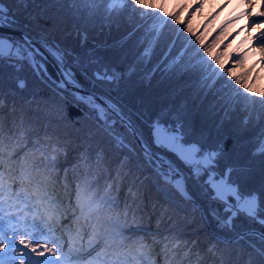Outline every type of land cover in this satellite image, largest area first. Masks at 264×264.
<instances>
[{"label": "trees", "instance_id": "trees-1", "mask_svg": "<svg viewBox=\"0 0 264 264\" xmlns=\"http://www.w3.org/2000/svg\"><path fill=\"white\" fill-rule=\"evenodd\" d=\"M110 2L28 0L27 3H15L9 0L5 7L15 14L18 21L16 27H22L35 36L44 35L50 41H57V44L74 50L86 61L88 53L93 52L100 60V65L85 63L83 68L88 69V75L105 63L114 67L121 76L117 83H97L83 76L79 78L83 85L110 97L125 111L130 110L136 126L149 143L150 120L162 108L180 103L185 97L192 104L194 94L196 103L203 98V103L194 115L195 126L198 131L203 130L206 145L222 150L220 169L231 165L236 169L233 178L238 179L244 188L264 189V156L256 152L259 143L264 141V104L241 98L233 100L230 93L223 99L220 92L216 93L215 98L212 93L205 97L199 89V74L181 72L175 66L167 72L152 73L151 68L162 55L159 49L152 64H137L140 41L150 39L147 26L154 21L148 20L146 25L139 11H133L134 6L127 10L117 9L109 14ZM173 4H176V0ZM221 7L208 12V17H202L198 26L205 27L207 21L211 35L225 28L230 20ZM202 10L209 11L206 3L200 8ZM236 25L235 22L226 27V33H234ZM77 30L80 35H77ZM133 31L135 34L128 38ZM85 34L88 40L82 45L81 39ZM229 40L231 46L228 51L232 57L243 52V45L233 46L232 38L229 37ZM220 50H225L223 45ZM257 61L258 58L248 56L245 63L239 65L237 74H248L249 81L259 89L264 86V70L256 68ZM49 70L55 75L56 70L50 64ZM19 79L25 81L24 89L16 87ZM0 81L4 83L6 93L10 92L3 109H0V130L15 133V139L20 141L16 146V159L21 163H29L33 174L43 180L55 199L62 202L63 209L67 210L62 223L73 228V236L76 235V224L72 223L71 218L74 214H80L76 201L77 185L87 180L97 199L110 201L98 215L108 223L119 224L122 235L116 237L115 241L96 239L89 247L87 241L92 229L82 218L80 226L87 235L83 241L77 240V245L83 244L81 251L90 248H95V251L82 259L81 264H89L90 261L91 264H101V261L93 259L97 253L110 251L113 243L131 244L132 240L140 237L151 245L148 264H221L222 257L227 258L230 264H264L257 234L249 241L236 243V240L227 241L210 232L197 205L185 199L172 184L166 183L158 175V170L145 159L132 132L119 122L115 125V131L120 134L123 144L98 124L95 114L85 104L77 103L73 94L57 92L50 82L41 79L32 70L28 62L20 61L19 58L13 62L5 58L0 63ZM180 88H183V92L176 94L174 90ZM251 100L258 101L259 98L252 96ZM13 106L14 111L10 110ZM225 110L228 112L227 118ZM246 111L249 113L244 116ZM14 123L15 128L12 127ZM48 143L59 144V150L52 152ZM152 147L161 151L155 145ZM85 149L90 150L87 162L81 159ZM44 150L49 154L47 159L42 155ZM98 150H102V158L97 157ZM168 156L189 177L188 189L202 203L207 220L215 232L232 237L236 232L249 228L262 230L259 224L243 217L237 219L235 231L220 227L212 216L207 215L218 205L204 188L201 182L203 178L198 181L191 177L190 169L171 153ZM218 210L223 213V207ZM137 228L144 231L136 233ZM127 237L132 240L125 239ZM209 247H213L216 255L208 251ZM103 259L113 261L111 255ZM133 264H145V261L138 258Z\"/></svg>", "mask_w": 264, "mask_h": 264}, {"label": "snow or ice", "instance_id": "snow-or-ice-1", "mask_svg": "<svg viewBox=\"0 0 264 264\" xmlns=\"http://www.w3.org/2000/svg\"><path fill=\"white\" fill-rule=\"evenodd\" d=\"M7 2L9 0H0V63L5 58L9 62L17 58L28 62L32 70L41 79L50 82L57 92L73 94L77 103L85 104L89 111L95 114L97 123L109 130L113 138L123 144L120 134L115 131V125L119 122L133 133L145 159L158 170V175L166 183L172 184L185 199L194 202L187 189L186 182L189 177L183 174L172 159H166L171 153L191 170V177L198 181L203 178L201 182L204 188L218 205L217 209H211L207 215L212 216L220 227L235 231L236 221L240 217L260 225L262 230L258 238L264 254V189L244 188L238 179L233 178L236 169L231 165L220 169L219 158L222 150L206 145L203 130L198 131L195 126L194 115L203 103V98L196 103L194 94L192 104H189L185 97L180 103L162 108L150 120L151 143H149L137 128L130 110L125 111L110 97L104 99L96 94L84 93L79 76L97 83H117L121 76L114 67L105 63L88 75V69L83 68L85 63L100 65V60L91 51L86 61L74 50L62 47L44 37L37 41L27 33L21 34L18 39L5 36L3 32L5 27L15 30L18 23L12 10L5 7ZM12 2L27 3L28 0ZM256 2L257 0H241L244 10L232 17L225 26L226 28L235 23L241 16H248L249 20L238 31L226 33L225 28H221L215 35L210 34L207 21L205 27H200L194 25L191 19L203 6L202 2L189 5L188 0H176L173 6L170 0H130V3L129 0H111L108 12L111 14L117 9L127 10L134 6L133 11H139L145 18L146 25L148 20L156 21L147 26L150 39L140 41L141 50L136 54V63L147 66L153 63L159 49L162 55L151 68L152 73L167 72L175 66L181 72L193 71L199 74V89L204 92L205 97L212 93L215 98L216 93L220 92L223 99L230 93L233 100L241 98L251 103L264 104V86L257 89L249 81L248 74L238 75L236 71V66L243 65L248 56L259 55L260 60L264 61V0H260V11L253 12L251 9L255 7ZM169 8L172 10L169 11ZM185 8H189L188 15L182 17L181 13ZM241 32L244 33L241 45L247 47L238 56L232 57L228 51L231 46L229 37L234 39ZM134 34L135 31L130 32L128 38ZM77 35H80L79 30ZM87 40V35H83L81 44L87 43ZM222 45L224 51L220 50ZM49 57L55 63V75L49 72L47 66ZM16 87L24 89L25 81L19 79ZM174 92L180 94L183 88ZM8 95L10 92L6 93L4 83L0 81V109H3ZM252 96L258 97L259 100H251ZM10 110L14 111V106ZM224 115L227 118V110ZM12 127H16L15 123ZM19 143L14 132L10 130L4 133L0 130V264H73L74 261L82 259L79 252L83 244L77 245V240L83 241L87 235L80 226L82 218L92 229L87 241L89 247L96 239L115 241L116 237L122 235L119 224L108 223L98 215L110 201L105 198L97 199L85 180L83 184L77 185L76 189L80 214L79 216L74 214L71 218L72 223L76 224V235L73 236V228L62 223L67 211L63 209L62 202L53 197L40 177L33 174L29 163H21L16 159V146ZM152 145L161 151L154 152ZM47 146L52 152H57L60 148L59 144L48 143ZM89 152V149H85L81 153V159L85 162L89 159ZM256 152L264 156V141L259 143ZM42 155L47 159L49 154L44 150ZM97 157H103L102 150L97 151ZM52 160L55 161L54 156ZM219 207H223V213L218 210ZM142 231L144 230L141 228L135 230L136 233ZM57 232L61 234L58 236ZM65 235L67 240L64 239ZM254 235L256 234L250 231L236 232V243L249 241ZM125 239L132 240L131 237ZM92 250L95 251V248ZM208 251L216 255L213 247H209ZM74 252L77 254L73 255ZM109 255L113 257V261L103 259ZM150 255L151 245L140 237L132 240L131 244L113 243L110 251H101L93 259L101 261V264H133L139 258L148 264ZM221 264H230V261L222 257Z\"/></svg>", "mask_w": 264, "mask_h": 264}, {"label": "rangeland", "instance_id": "rangeland-1", "mask_svg": "<svg viewBox=\"0 0 264 264\" xmlns=\"http://www.w3.org/2000/svg\"><path fill=\"white\" fill-rule=\"evenodd\" d=\"M174 1L175 0H170V3L173 5V6H175V4H173L174 3ZM129 2H130V0H129ZM202 2V4H207L208 5V9H209V11H206V10H202V11H200V9H199V11H197L196 13H195V15L193 16V17H191V19L192 20H195L196 22H193V24L194 25H198V23H199V21H200V19H202V17L204 18V17H206L207 16V14H208V12H212V11H214V10H216V9H219V7L220 6H222L221 8H222V10L224 11L225 10V12L224 13H226V15H227V18H228V20H231L232 19V17H235V16H237L240 12H242L243 10H244V6L243 5H241V0H191L190 2H188L189 3V5H196V4H199V3H201ZM202 8V7H201ZM172 10V8H169V11H171ZM222 10H220V14H221V12H222ZM253 12H258V11H260V0H257V2H256V5H255V7L253 8V9H251ZM187 12H189V8H186V10H184V13L182 12L181 13V15H182V17L183 16H186L185 14L187 13ZM208 17V16H207ZM206 17V18H207ZM249 20V17L248 16H241L240 17V19H238V20H236V24L237 25H244L247 21ZM154 22H156V21H154ZM153 22V23H154ZM174 27H175V25H173ZM16 28H20V29H23L24 31H26V32H28L26 29H24V28H22V27H19V26H17ZM238 31V30H237ZM234 33L236 32L235 30L233 31ZM30 35H32L34 38H36L38 41H40L41 40V38L42 37H44V38H46L44 35H37V36H35V35H33V34H31L30 32H28ZM5 36H9V35H7V34H4ZM244 39V33L243 32H241L240 33V35H238V36H235V38L233 39L232 38V41H233V46H237V45H240L241 46V41ZM55 43H57V41H54ZM243 46H245V45H243ZM249 57H252V58H254V59H257V58H260L259 57V55H254V56H249ZM262 63L264 64V61H262ZM239 68H240V66L239 65H237L236 66V71L237 72H239L238 70H239ZM261 68H262V66H261ZM85 86V85H84ZM87 87V86H86ZM88 88H90V87H88ZM91 89H93V88H91ZM95 90V89H94ZM104 95V94H103ZM105 96V95H104ZM106 97V96H105ZM107 98V97H106ZM249 113V111H246L245 113H244V116H247V114ZM160 152V151H159ZM166 159H172L170 156H168L167 155V157H166ZM174 162H175V160L174 159H172ZM175 164L180 168V166L175 162ZM181 169V168H180ZM68 225V224H67ZM211 232V231H210ZM66 238V239H65ZM64 239L65 240H67V236L65 235V237H64ZM80 256H83L84 255V252H82V253H80L79 254ZM80 260V259H79Z\"/></svg>", "mask_w": 264, "mask_h": 264}, {"label": "water", "instance_id": "water-1", "mask_svg": "<svg viewBox=\"0 0 264 264\" xmlns=\"http://www.w3.org/2000/svg\"><path fill=\"white\" fill-rule=\"evenodd\" d=\"M4 34H7L9 36H15V37H19L21 34L23 33H27L29 36H31L34 40H37L36 38H34L32 35H30L28 32L24 31L23 29H20V28H15V30L11 29V28H8L7 26L5 27V29L3 30ZM38 41V40H37ZM39 46V45H37ZM49 64L52 65L54 68H55V63L52 61V59L49 57L48 59V62H47V66H48V69H49ZM56 70V68H55ZM50 72V70H49ZM51 73V72H50ZM83 89H84V93L85 94H96L100 97H103L104 99H107L101 92L97 91V90H94V89H91V88H88L86 86L83 85ZM102 103V101H99ZM138 128V127H137ZM133 134V133H132ZM135 138V137H134ZM136 139V138H135ZM136 141L138 142V140L136 139ZM139 144V143H138ZM152 150L154 152H159L158 150L154 149L152 147ZM184 174V173H183ZM185 175V174H184ZM187 183V182H186ZM187 189H188V185H187ZM188 192L190 193L191 197H192V201H194V203L197 205V207L199 208L200 210V213L203 217V219L205 220V222L207 223V226H208V229L220 236L221 238L227 240V241H233L235 240V235L232 236V237H225L224 235L220 234V233H217L215 232L212 228H211V225L209 224L208 220H207V217H206V214H205V211H204V207L202 205V203L190 192V190L188 189ZM242 231H250L251 233H255V234H259V232L261 231L260 229H257V228H249V229H245V230H242Z\"/></svg>", "mask_w": 264, "mask_h": 264}]
</instances>
